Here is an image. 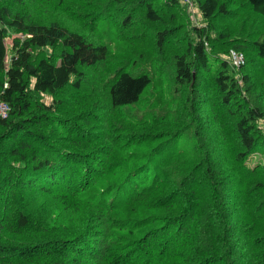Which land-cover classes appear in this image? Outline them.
I'll list each match as a JSON object with an SVG mask.
<instances>
[{"label": "trees", "instance_id": "trees-1", "mask_svg": "<svg viewBox=\"0 0 264 264\" xmlns=\"http://www.w3.org/2000/svg\"><path fill=\"white\" fill-rule=\"evenodd\" d=\"M193 2L202 23L190 32L184 30L185 45L178 51L169 46L177 42L178 31L168 26L171 16L163 5L184 12L181 2L143 3L144 19L164 23L154 43L162 58L171 62V86L161 101L147 108L174 114V97L184 98L182 107L188 106V112L181 111L178 125L164 133L168 135L165 140L188 132L195 152L190 156L187 151L161 150V164L149 162L144 175L147 169L138 170L141 166L116 169V159L98 160L99 146L81 137L76 148L64 144L55 134L76 132L64 128L69 115L57 112L59 100L55 104L42 101V94L54 98L67 85L80 88L86 67L108 60L116 32L106 27L101 31L102 41L93 42L57 20L27 17L12 9L7 0H0V103L8 107L6 115L0 116V153L19 157L22 167L30 171L18 172L16 181L10 175L2 177L0 187L7 188L3 198L8 201L13 194L21 200L23 194L28 199L26 192L36 189L69 206L85 207L83 221L68 232L73 236L21 247L0 242V258L20 260L46 254L54 257L51 264H264V165L250 167L246 162L250 154L264 150V134L258 125L264 120V106L257 102L259 84L251 77L247 59L249 50L264 65V29L260 30L264 24L259 28L250 25V30V26H240L238 33L225 25L242 8L264 17V0H243L237 7L231 4L233 0ZM132 18L130 11L121 21L129 27L134 24ZM6 28L24 34L22 39L12 38L9 59ZM231 50L243 54L239 66L231 63ZM149 70L115 69L108 77L110 106L134 108L127 114L131 122L150 117L139 105L152 84ZM220 118L228 120L234 130L232 167L229 151L223 149L229 139L218 125ZM67 138L75 141L74 136ZM168 157L179 159V168L174 161L166 165ZM108 161L105 167L102 163ZM169 180V189L164 190ZM13 185L18 191L10 192ZM161 190L167 194L161 196ZM153 191L155 199L146 198ZM16 222L19 227L26 224L22 212Z\"/></svg>", "mask_w": 264, "mask_h": 264}, {"label": "rangeland", "instance_id": "rangeland-1", "mask_svg": "<svg viewBox=\"0 0 264 264\" xmlns=\"http://www.w3.org/2000/svg\"><path fill=\"white\" fill-rule=\"evenodd\" d=\"M7 1L12 5V9L14 8L27 17L32 16L40 21L57 20L71 29H76L86 34V38L93 42L99 43L102 41L101 31L105 30L106 27L116 32L113 40L115 44L109 53L108 60L100 62L93 67H86L80 88L76 89L67 85L65 89L59 90L54 95V98L51 95L42 94V101L46 104H55V100H59L57 112L61 115H69L67 126H64V128H75L76 132L65 130L58 131L55 134L64 139V144L66 142L67 146L76 148L78 146L75 145H81L79 142V137H81L85 141L92 142V145L99 146V150L95 152L98 160L116 159V169L121 167L138 169L141 166L138 170L147 169L144 175L149 171V162L156 160L158 164H161V150H165L166 153L173 152L172 154L186 151L190 153V156L195 154L192 149L194 139L188 132L182 135L177 134L174 138L165 140L168 135L164 133H170L171 130L169 129L173 130L178 125L182 116L181 111L186 109L188 112V106L186 108L182 107L184 98L174 97L176 101V112L174 114H171L168 109L159 112L153 106H150L151 109L147 108L149 104L161 101L167 91V87L171 86L168 81L171 74V62L162 58L160 49L154 43L155 34L163 28L164 23H150L143 18V3L144 1L150 2V0ZM179 1L184 12L179 10L177 6L163 5V9L167 7V13H170L171 16L168 26H172L178 31L177 36H174L177 42H174L173 45L169 44L172 51H178L184 47V38L187 35L184 30H189L190 32L192 26L198 22L202 23L193 0ZM159 2L164 3V0H158ZM242 2L243 0H233L231 4L237 7ZM130 11L133 14L132 21L134 24L126 27L121 19ZM253 24H256L258 28L262 27L264 17L253 15L246 8H242L240 15L234 16L225 23L227 27L233 26L231 28L232 33H238L240 26L246 29ZM262 29L264 27L260 28V30ZM4 34L6 35L4 41L7 45V59H9L13 55L11 51L12 38L19 37L22 39L24 34L22 31L13 32L8 28L5 29ZM247 53V59L250 58L249 62L251 63V77L259 84L258 89H256L257 102L264 106V65L249 50ZM142 63L145 64L142 65ZM115 69L130 70L131 73L150 69L152 84H150L149 91L143 98L142 103H139L142 109L150 112V117H144L145 121L139 122L134 119H131L134 123L129 121L127 114H130V111L134 108L110 106L106 85L109 83L108 77L112 75L111 72ZM211 73L212 71L206 73L207 79L211 78ZM0 77L3 78V75ZM212 87L214 86L209 89L214 91ZM218 125L222 133H224V137L229 139L223 149L225 152L229 151L227 157L231 166L233 165L232 155L235 149L232 141L234 130L230 122L224 118L219 119ZM258 125L264 134V120L258 121ZM51 136L55 137L53 134ZM71 136L75 137L73 143L69 142V138H67ZM157 145L161 147L158 148L159 146L157 147ZM90 156L93 157V155ZM169 159H171L170 162H168ZM20 160L19 157L0 153V181L2 177L7 175H10L16 181L15 177L18 172L21 174L30 173V171L22 167ZM173 161L174 165L179 168V159L175 161L173 157H168L165 164L170 166ZM246 162L250 167L260 163L264 165V150L250 154ZM110 163L108 161L102 164L107 167ZM117 163L120 165L118 166ZM79 169H81V166ZM116 169H109L108 173L112 174ZM261 175L259 174L257 177H261ZM113 179H117V177ZM88 183L92 182L89 181ZM142 183L143 181L139 185ZM169 185L170 180L163 187L164 190H168ZM6 189L5 187L2 190L0 187V242L6 245L21 247L46 239L71 237L73 235L68 234L71 230L70 228L78 227L79 223L83 221L82 215L85 213V207L81 204L69 202L73 205L69 206L59 198L43 195L36 189L26 192L29 194L28 199H23V194H20L21 200H17L12 194V197H9L8 201H6L3 198ZM12 189L10 192L18 191L15 185H13ZM195 191L197 194L199 193L196 189ZM160 193L161 196L167 194L162 192V190L159 191ZM146 198L155 199V191L148 197L146 196ZM262 206L264 207V203ZM146 209L148 208L143 207L142 210L145 211ZM153 210L155 208L149 209V211ZM20 212L24 214L26 222L22 227H19L16 222L17 215ZM53 223L55 226H53ZM63 225L64 227L68 225V227L59 228ZM53 259V256L46 254L27 256L20 260L5 256L0 258V264H51Z\"/></svg>", "mask_w": 264, "mask_h": 264}, {"label": "built area", "instance_id": "built-area-1", "mask_svg": "<svg viewBox=\"0 0 264 264\" xmlns=\"http://www.w3.org/2000/svg\"><path fill=\"white\" fill-rule=\"evenodd\" d=\"M230 61L232 62L233 65L238 66L242 64L243 62V55L240 52L237 51H230L229 54ZM8 111V107L4 103H0V116H5Z\"/></svg>", "mask_w": 264, "mask_h": 264}]
</instances>
